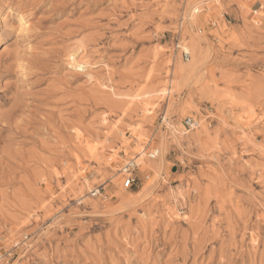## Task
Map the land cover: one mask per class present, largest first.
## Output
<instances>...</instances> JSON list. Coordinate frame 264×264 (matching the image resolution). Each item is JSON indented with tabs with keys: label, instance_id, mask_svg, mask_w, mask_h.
<instances>
[{
	"label": "rangeland",
	"instance_id": "obj_1",
	"mask_svg": "<svg viewBox=\"0 0 264 264\" xmlns=\"http://www.w3.org/2000/svg\"><path fill=\"white\" fill-rule=\"evenodd\" d=\"M0 254L264 264V0H0Z\"/></svg>",
	"mask_w": 264,
	"mask_h": 264
},
{
	"label": "bare ground",
	"instance_id": "obj_2",
	"mask_svg": "<svg viewBox=\"0 0 264 264\" xmlns=\"http://www.w3.org/2000/svg\"><path fill=\"white\" fill-rule=\"evenodd\" d=\"M21 24H22V27H23V30H27L29 28V25L27 22L25 21H21ZM30 29V28H29ZM27 32V31H26ZM190 47V46H189ZM189 47H186L184 46V50L187 51L189 54H193V49L192 47L189 48ZM79 48V47H78ZM77 49V48H76ZM83 53H84V49L82 48H79L75 51L72 52V61L74 64H79V65H84L86 64V62H83L84 58H83ZM190 60V59H189ZM188 60V61H189ZM195 62H196V58L193 57V60H192V65L194 66L195 65ZM192 66V67H193ZM167 93H171V89L167 91ZM167 125V124H166ZM161 149H159L158 151L152 153L149 155V157H151L152 159H155L158 157V161L157 163H161L163 162V158H164V147H160ZM140 163V162H139ZM164 163V162H163ZM163 165V164H162ZM185 219V217H184Z\"/></svg>",
	"mask_w": 264,
	"mask_h": 264
},
{
	"label": "built area",
	"instance_id": "obj_3",
	"mask_svg": "<svg viewBox=\"0 0 264 264\" xmlns=\"http://www.w3.org/2000/svg\"><path fill=\"white\" fill-rule=\"evenodd\" d=\"M181 46L180 44L177 42L176 44V52H178L180 50ZM190 54L188 52H186L185 50L182 51V58L185 61H188L190 59ZM184 126L190 130L195 129L198 126V122L194 119V118H188L185 120L184 122ZM151 158V157H150ZM136 165L135 164H128V166L126 167V172L128 173V177H127V185H129L130 187L135 186V184L137 183V177H135L133 175V170L135 169ZM3 258V256L0 254V260Z\"/></svg>",
	"mask_w": 264,
	"mask_h": 264
}]
</instances>
